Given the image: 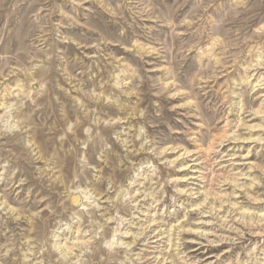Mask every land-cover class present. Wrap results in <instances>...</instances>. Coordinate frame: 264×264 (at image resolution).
Masks as SVG:
<instances>
[{"label":"rangeland","instance_id":"rangeland-1","mask_svg":"<svg viewBox=\"0 0 264 264\" xmlns=\"http://www.w3.org/2000/svg\"><path fill=\"white\" fill-rule=\"evenodd\" d=\"M0 264H264V0H0Z\"/></svg>","mask_w":264,"mask_h":264},{"label":"bare ground","instance_id":"bare-ground-1","mask_svg":"<svg viewBox=\"0 0 264 264\" xmlns=\"http://www.w3.org/2000/svg\"><path fill=\"white\" fill-rule=\"evenodd\" d=\"M79 196V195H78ZM154 237V236H153Z\"/></svg>","mask_w":264,"mask_h":264}]
</instances>
